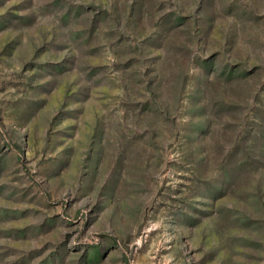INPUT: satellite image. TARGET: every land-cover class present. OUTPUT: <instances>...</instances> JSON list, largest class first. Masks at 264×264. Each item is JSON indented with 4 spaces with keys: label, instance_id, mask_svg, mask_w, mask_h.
<instances>
[{
    "label": "rangeland",
    "instance_id": "rangeland-1",
    "mask_svg": "<svg viewBox=\"0 0 264 264\" xmlns=\"http://www.w3.org/2000/svg\"><path fill=\"white\" fill-rule=\"evenodd\" d=\"M0 264H264V0H0Z\"/></svg>",
    "mask_w": 264,
    "mask_h": 264
}]
</instances>
